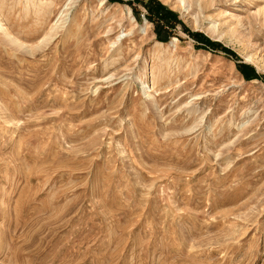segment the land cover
I'll return each instance as SVG.
<instances>
[{"label":"rangeland","instance_id":"1","mask_svg":"<svg viewBox=\"0 0 264 264\" xmlns=\"http://www.w3.org/2000/svg\"><path fill=\"white\" fill-rule=\"evenodd\" d=\"M0 264H264V0H0Z\"/></svg>","mask_w":264,"mask_h":264},{"label":"trees","instance_id":"2","mask_svg":"<svg viewBox=\"0 0 264 264\" xmlns=\"http://www.w3.org/2000/svg\"><path fill=\"white\" fill-rule=\"evenodd\" d=\"M159 5V4H158ZM159 8H160V5H159ZM150 9V8H149ZM154 9V8H153ZM154 11L156 12V13H159V9L158 10H156V9H154ZM161 13V12H160ZM164 19L165 20H163V22H166V21H168V18H166L165 16H164ZM162 22V21H161Z\"/></svg>","mask_w":264,"mask_h":264}]
</instances>
